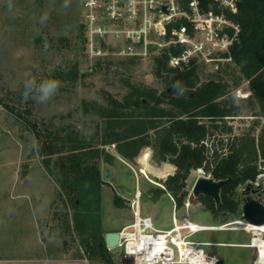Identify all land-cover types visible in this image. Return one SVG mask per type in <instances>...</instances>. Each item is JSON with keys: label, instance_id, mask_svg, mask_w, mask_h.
I'll return each instance as SVG.
<instances>
[{"label": "rangeland", "instance_id": "1", "mask_svg": "<svg viewBox=\"0 0 264 264\" xmlns=\"http://www.w3.org/2000/svg\"><path fill=\"white\" fill-rule=\"evenodd\" d=\"M84 21L81 0H0V257L69 258L83 252L79 237L63 229V213L70 209L61 205L59 178L39 154L36 136L27 119L44 123L43 126L50 130H75L91 136L100 119L84 113L83 99L108 105L109 98L123 99L133 85L155 88L158 94L171 89L165 77L155 74V57L162 50L138 57L133 63L128 60L133 56L92 55ZM223 62L218 66L202 62L201 81L215 76ZM74 66L79 67L77 82L61 75ZM224 76L229 77L228 74ZM28 79H34L37 84L55 80L59 87L46 102H39L34 92L25 99L24 85ZM229 81L233 82L230 77ZM230 88L235 95L234 104L240 111L227 120L233 130L218 135L225 139L249 131L259 118L256 115L259 107L248 81L242 80L238 88L233 85ZM160 105L170 107L166 102ZM219 123L222 126V122ZM106 149L116 156L115 179L107 183L111 188L104 189L102 227L120 228L133 219L132 208L117 206L113 195L119 193L131 206L140 190L143 213L152 214L157 227L171 228L175 204L168 192L156 195L153 188L165 187L162 181L175 174L177 165L157 160L149 145L137 148L131 157L119 154L115 144ZM146 149L149 154L142 162L141 156ZM260 165L263 169L264 164ZM200 175H204L202 170H191L187 178V189L191 193ZM246 185L238 189L242 196ZM177 213L180 219L188 213L192 221L201 224L225 221L231 222L234 228L241 226L239 213L214 214L194 195L190 208L180 206ZM256 235L264 238L261 232L217 229L202 230L192 238L204 242L251 244ZM204 248L216 253L221 264H251L255 250L256 257L258 255L257 249L245 245L206 244ZM121 255L116 254V260L127 264Z\"/></svg>", "mask_w": 264, "mask_h": 264}, {"label": "trees", "instance_id": "2", "mask_svg": "<svg viewBox=\"0 0 264 264\" xmlns=\"http://www.w3.org/2000/svg\"><path fill=\"white\" fill-rule=\"evenodd\" d=\"M234 17L242 26L240 40L231 48V59L223 62L215 76L201 81L202 62L197 59L183 71L171 66L169 50L164 49L155 57V74L165 77L171 89L158 94L155 88L133 85L123 99L109 98L108 105L83 99L84 113L100 119L91 136L75 130H50L44 123L27 119L36 136L39 154L59 178L61 205L70 209L63 213V229L79 237L83 252L76 254V258H86L91 264H121L108 248L102 227L103 185L109 183L103 179V164L112 168L116 159L106 149L111 144L125 157L149 145L157 160L176 164L175 174L162 181L165 187L153 189L156 195L161 191L169 192L177 207L193 197L187 189L192 169L202 168L215 179L231 176L233 179L222 189V202L218 206L212 197L196 198L214 214L239 213L243 196L238 189L255 180L261 172L260 164H264V124L261 126L264 119V0H242ZM172 52H177V48L172 47ZM136 58L128 60L133 63ZM78 73L79 67L74 66L61 75L77 82ZM242 80L249 83L259 107L256 113L259 118L249 131L225 139L218 135L233 130L227 120L240 111L234 104L235 95L230 87L238 88ZM177 82L184 88L182 96H177L178 89L174 87ZM144 98L148 103L143 102ZM163 102L170 107H162ZM148 154L147 149L143 151L142 162ZM114 202L119 207L127 206L119 193H115Z\"/></svg>", "mask_w": 264, "mask_h": 264}, {"label": "built area", "instance_id": "3", "mask_svg": "<svg viewBox=\"0 0 264 264\" xmlns=\"http://www.w3.org/2000/svg\"><path fill=\"white\" fill-rule=\"evenodd\" d=\"M241 2L81 0L92 55L144 57L168 49L169 64L175 68L186 66L193 59L217 66L230 60L231 48L240 40L242 30L234 17ZM172 47L177 52L173 53ZM199 170L207 175L204 169ZM250 183L264 202V168ZM140 198L138 190L131 202L133 220L119 230L122 260L127 264H219V256L204 248L210 243L192 237L202 230L233 228L231 222L201 224L192 221L188 213L180 219L176 208L172 227L158 228L153 216L142 214ZM190 205L188 197L184 206L188 209ZM239 221L238 228L248 231L250 223L244 219Z\"/></svg>", "mask_w": 264, "mask_h": 264}, {"label": "water", "instance_id": "4", "mask_svg": "<svg viewBox=\"0 0 264 264\" xmlns=\"http://www.w3.org/2000/svg\"><path fill=\"white\" fill-rule=\"evenodd\" d=\"M143 102L148 103L147 99H143ZM114 172L108 166L103 167V179L106 182H112L114 180ZM233 178L228 176L222 179H215L209 175H200L196 180L192 194L195 197L205 195L212 197L215 200V204L218 206L222 202V189L224 185L230 182ZM243 202L239 208V215L242 219L249 223L263 224L264 223V202L258 196L257 189L253 188L252 183H248L242 191ZM226 214V212H224ZM105 239L108 248L114 254H120V233L119 231H108L105 234Z\"/></svg>", "mask_w": 264, "mask_h": 264}, {"label": "crops", "instance_id": "5", "mask_svg": "<svg viewBox=\"0 0 264 264\" xmlns=\"http://www.w3.org/2000/svg\"><path fill=\"white\" fill-rule=\"evenodd\" d=\"M104 166L105 165H103V167ZM111 169L113 170V167ZM113 172H114V170H113ZM114 176H115V172H114ZM114 179H115V177H114ZM106 184L107 183H105L103 185V193H104L105 187L111 188L110 186H108V184L107 185ZM168 195H171V194L168 192ZM113 197H114V195H113ZM169 197L171 198V196H169ZM103 199H104V197H103ZM172 201L174 202L173 199H172ZM174 204H175V207L178 208L177 204L175 202H174ZM127 206L131 207L130 205H127ZM140 208H141L142 214H145V215L148 214V215L153 216L149 212L143 213L142 207H140ZM224 219L225 218H223L222 221H224ZM132 220L133 219H130V220L124 222L122 225H120V228L115 226V227H110V228H106L105 227L104 229H105L106 232H108V231H119L123 226H125L126 224H129ZM223 223H225V221L220 223V224H223ZM220 224H210V225H220ZM158 228H160V227H158ZM207 230H216V229H207ZM217 230H242V231H245L247 233L249 232V231H246V230H243V229H239V228H234V227L230 228V229H217ZM206 242L210 243V244H235V245L251 246V244L248 243V242H224V241L223 242L206 241ZM251 247L253 248V246H251ZM254 249H256V248L254 247ZM255 254H256V250L253 253L252 263L251 264H255V260L257 258ZM0 264H91V263L86 258L82 259V258H76L75 256H73V257H69V258H59V257H0Z\"/></svg>", "mask_w": 264, "mask_h": 264}, {"label": "clouds", "instance_id": "6", "mask_svg": "<svg viewBox=\"0 0 264 264\" xmlns=\"http://www.w3.org/2000/svg\"><path fill=\"white\" fill-rule=\"evenodd\" d=\"M58 87L59 82L55 80H44L37 84L34 79H28L24 85V98H29V95L34 92L38 96L39 102L43 103L52 97ZM174 87L178 89L177 96H182L184 94V88L179 84V82H177Z\"/></svg>", "mask_w": 264, "mask_h": 264}, {"label": "bare ground", "instance_id": "7", "mask_svg": "<svg viewBox=\"0 0 264 264\" xmlns=\"http://www.w3.org/2000/svg\"><path fill=\"white\" fill-rule=\"evenodd\" d=\"M246 229H249L248 230L249 232L253 231V232L264 233V223L263 224L250 223L248 224V227ZM251 246L255 247L258 251L255 264H264V238L261 235H256L252 240Z\"/></svg>", "mask_w": 264, "mask_h": 264}]
</instances>
